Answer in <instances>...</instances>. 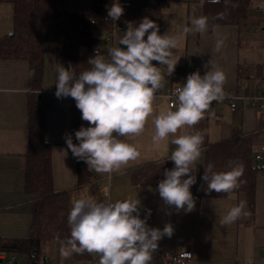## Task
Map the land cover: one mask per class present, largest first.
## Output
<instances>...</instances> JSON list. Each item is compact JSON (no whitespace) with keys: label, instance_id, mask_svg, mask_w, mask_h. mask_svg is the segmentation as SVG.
Here are the masks:
<instances>
[{"label":"crops","instance_id":"0c3cea01","mask_svg":"<svg viewBox=\"0 0 264 264\" xmlns=\"http://www.w3.org/2000/svg\"><path fill=\"white\" fill-rule=\"evenodd\" d=\"M91 1L64 0V4L69 11L85 12ZM128 1L118 0L120 4ZM207 1L214 0L172 3L162 10L159 31L160 35L167 33L177 38L178 45L173 52L178 63L170 77L164 69V85L157 93L158 111L168 110L170 88L182 86L187 75L197 70L204 75L209 70L205 67L209 61L226 74L224 95L238 98V107L234 111L230 110L225 100L220 101L190 130L201 132L204 140L202 164H197L196 184L204 164L206 146L230 140L234 135L252 134L257 136L260 144L257 132L264 129V109L249 105L252 98L264 96V14L255 11V8H264V0H252L249 20L242 26L220 25L212 29L207 27V31L201 33H185L184 29L191 28L194 17L203 16V4ZM13 13L11 3L0 2V39L12 32ZM101 32L104 34L97 37H105L106 32ZM122 35L123 32L118 31L114 40L116 45ZM61 50V41L45 45L39 93L45 115V137L51 143L53 190L67 193L69 211L73 198L81 196H91L101 202L125 197L138 198L141 202V219L145 217L146 210L151 209V216L147 220L150 227L163 229L168 223L173 227V235L163 237L155 252L165 264H170V255L179 251L192 253L188 264H264V174L256 175L252 206L248 204L246 195L239 192L220 198L203 197L196 201L194 211L185 213L181 210L177 213L174 206L164 204L155 191L158 186H140L132 182L133 171L143 166L165 164L167 169L174 166V162L169 160L176 147L171 143L172 137L154 144L151 140L154 131L151 123L141 136L132 138L141 152L138 160L111 175L90 170L95 177L94 182L77 185V158L67 148L64 138L66 134L73 138L72 114L77 109L76 103L71 97L58 99L50 95L56 90L55 66L58 63L64 66L60 59ZM31 76L27 62L0 57V241L25 239L31 224L34 198L24 190L28 139L27 84ZM259 103L264 104V100H259ZM79 113V129L81 126L88 127V122L83 121ZM195 185L191 187V192L196 200ZM241 200L246 201L250 214L231 225H223L221 217ZM62 243L57 239L44 242L38 264H98V257L90 261H77L74 254L64 256ZM9 256H14L13 264H25L24 253L9 252H0V264H3L2 257ZM44 256L48 263L43 261ZM151 264H155L154 261Z\"/></svg>","mask_w":264,"mask_h":264},{"label":"clouds","instance_id":"9594fccd","mask_svg":"<svg viewBox=\"0 0 264 264\" xmlns=\"http://www.w3.org/2000/svg\"><path fill=\"white\" fill-rule=\"evenodd\" d=\"M123 13L124 8L114 0L108 8V18L115 22ZM126 23L127 30L118 44L107 49V56L96 49L88 59L87 70L77 75L71 66H55V96L74 99L81 119L89 125L75 132L78 143H73L70 134L65 135L67 148L77 160L87 164L88 170L111 175L140 158L141 152L132 138L141 136L151 123L154 144L172 137L171 143L176 146L169 157L174 166L164 170V178L155 191L177 213H190L196 206L191 187L197 182V164H202L204 142L201 132L190 130L209 112L214 101L223 100L226 74L209 61L204 75L198 70L188 74L182 86L175 89L176 99L168 110L158 111L157 93L164 85V69L170 77L178 63L173 52L178 40L167 33L160 35L159 26L148 17L138 24ZM207 27V17L199 16L184 31L201 33ZM228 168L212 172L209 166L205 170L202 180L207 192L231 193L240 187L243 164L230 161ZM71 203L67 217L70 237L61 244L66 257L88 253L99 258L98 264H151L158 242L173 235L170 223L163 229L147 224L151 209L141 219L138 198L101 202L81 196ZM249 214L246 201L241 200L221 217V223L231 225ZM176 264H180L179 259Z\"/></svg>","mask_w":264,"mask_h":264},{"label":"trees","instance_id":"16d2710c","mask_svg":"<svg viewBox=\"0 0 264 264\" xmlns=\"http://www.w3.org/2000/svg\"><path fill=\"white\" fill-rule=\"evenodd\" d=\"M184 0H129L121 4L124 13L116 21L118 31H126L127 23L138 24L144 17L155 21L161 30L162 10L172 3ZM14 7L13 30L0 39L2 59L25 61L32 72L28 80V139L24 166V190L33 196L31 224L28 236L21 240L0 241V252L24 253L25 264H38L41 245L57 239L65 242L70 237L67 217L68 196L66 192L56 193L52 185L51 143L45 137V115L38 102L40 83L44 67L46 44L62 42L60 59L71 66L77 75L90 68L88 59L95 50L107 56L110 47L104 37L94 35L96 30L108 32L113 21L108 18V8L114 0H92L85 12L69 11L64 0H0ZM252 0H214L203 4L202 14L207 17L208 28L220 25L242 26L249 20ZM222 17V18H221ZM91 20L94 25H91ZM146 38V37H145ZM157 64L158 63H154ZM79 111L72 114L73 142L79 130ZM258 144L257 136L234 135L230 140L211 144L205 148V160L199 172L198 183L194 186L196 201L203 197H226L243 192L250 206L254 201L257 171L253 166V148ZM242 163L244 171L239 179L240 187L231 193L207 192V184L202 180L205 170L211 166L212 172L229 170V162ZM77 185L93 183L95 177L84 161L76 160ZM165 164L147 165L133 171L132 182L140 186H158L162 180ZM77 261H90L93 255L74 254ZM155 264H165L154 253Z\"/></svg>","mask_w":264,"mask_h":264},{"label":"built area","instance_id":"2783aa9c","mask_svg":"<svg viewBox=\"0 0 264 264\" xmlns=\"http://www.w3.org/2000/svg\"><path fill=\"white\" fill-rule=\"evenodd\" d=\"M256 12H259L261 14H264V8H255ZM91 25H94V21L91 20ZM118 32V28H117V24L116 21L113 22L111 29L106 33L104 39L106 41V43L109 46L113 45L114 42V38H115V34ZM177 87H181V85H175L172 88L169 89L168 91V102H167V106L169 107L173 101L176 99L174 92L175 89ZM55 92L56 90L50 92V95H54L55 96ZM238 98L236 96H232V95H224L223 100L220 101H226L227 104L229 105V108L231 111H234L238 105H237V100ZM264 100V96L259 95L256 98H252V100L249 102V105L251 107L257 108V109H264V104H260L259 100ZM220 101H214L212 103V105L210 106L211 109L215 108L218 103ZM245 102H246V98H245ZM259 138L261 139L260 144L257 145L256 150L253 152V166L252 169L257 171V173H262L264 174V129L260 130L257 132ZM186 253L190 254V256L186 255ZM192 258V253L190 251H179V252H175L173 254L170 255L169 257V262L170 264H176V261L179 259L180 264H188V262L191 260ZM2 263L3 264H13L14 263V256H9L7 258H1ZM43 261L48 263L47 257H43ZM49 264V263H48ZM242 264H247V263H242Z\"/></svg>","mask_w":264,"mask_h":264},{"label":"water","instance_id":"95a60500","mask_svg":"<svg viewBox=\"0 0 264 264\" xmlns=\"http://www.w3.org/2000/svg\"><path fill=\"white\" fill-rule=\"evenodd\" d=\"M122 36H123V35H122ZM121 47H126V46L121 45ZM64 67H65V68H68V64H67L66 62H64ZM38 102H39V103L41 102V94L38 95ZM93 257L95 258L96 256H93Z\"/></svg>","mask_w":264,"mask_h":264},{"label":"rangeland","instance_id":"374dc122","mask_svg":"<svg viewBox=\"0 0 264 264\" xmlns=\"http://www.w3.org/2000/svg\"><path fill=\"white\" fill-rule=\"evenodd\" d=\"M117 33H118V32H117ZM117 33L115 34V38L117 37V36H116ZM102 34H104V33H102L101 31H99V32H98V31H97V32H94V35H96V36H98V35L101 36ZM115 38H114V39H115ZM113 45H116V43L113 42Z\"/></svg>","mask_w":264,"mask_h":264}]
</instances>
